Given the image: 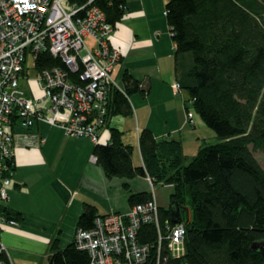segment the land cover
Here are the masks:
<instances>
[{"label": "trees", "instance_id": "16d2710c", "mask_svg": "<svg viewBox=\"0 0 264 264\" xmlns=\"http://www.w3.org/2000/svg\"><path fill=\"white\" fill-rule=\"evenodd\" d=\"M95 4L113 26L126 13L125 0ZM165 14L175 45L176 83L188 95L186 111L213 130L218 142L205 143L187 159L179 140L157 139L144 129L139 135L143 166H135L132 146L108 124L113 117L131 116L128 98L142 92L125 72L123 91L108 87L110 138L95 144L96 163L106 178L125 180L130 207L152 199L151 191L130 190L133 178L150 177L154 186L171 188L168 206H159V223L162 231L166 223L174 225L173 202L186 229L184 255L173 257L164 243L159 264H264L251 248L264 240V169L254 155L264 157V0H167ZM52 67L65 65L49 53L39 55L37 71ZM104 216L97 205L85 203L76 229L90 230ZM137 238L151 249L144 264H156V224H142ZM46 264H89V256L75 241L61 248L54 239Z\"/></svg>", "mask_w": 264, "mask_h": 264}, {"label": "crops", "instance_id": "0c3cea01", "mask_svg": "<svg viewBox=\"0 0 264 264\" xmlns=\"http://www.w3.org/2000/svg\"><path fill=\"white\" fill-rule=\"evenodd\" d=\"M166 2L125 0L126 13L109 38L110 46L120 52L111 71L114 86L124 90L125 72L138 81L140 89L146 82L141 90L145 95L139 92L128 98L132 115L116 116L108 123L132 146V161L137 167L143 166L139 135L144 129L157 139L179 140L187 159L205 143H212L202 138L199 144L197 130L202 121L193 116V123L188 122V95L173 88L175 45L166 19ZM13 135L15 167L8 206L18 225L0 230V241L12 264H46L54 239L61 248L72 243L85 203L97 205L99 213L105 215L130 210L125 180L106 178L92 160L96 143L91 139L67 137L62 128L43 121L27 129L16 126ZM99 136L97 144L109 142L107 126ZM189 146L192 151L187 153ZM129 185L134 193L151 191L147 177L133 178ZM154 198L160 207L168 206L166 200Z\"/></svg>", "mask_w": 264, "mask_h": 264}, {"label": "built area", "instance_id": "2783aa9c", "mask_svg": "<svg viewBox=\"0 0 264 264\" xmlns=\"http://www.w3.org/2000/svg\"><path fill=\"white\" fill-rule=\"evenodd\" d=\"M95 2L0 0V230L18 225L8 206L15 167L13 128L27 129L43 121L62 128L67 137L98 143L99 132L106 127L107 92L114 85L111 71L120 52L109 44L116 26L107 22ZM87 39L95 47H89ZM43 53L60 58L65 67L37 71L36 61ZM29 69L37 71L35 78L28 77ZM72 74L79 79L73 80ZM31 81L42 96L34 97L27 88ZM173 88L180 93L178 83ZM186 116L193 123V112L186 111ZM147 179L151 200L134 205L127 213L97 217L92 229L76 231L74 241L88 253L89 264L147 262L150 246L137 238L144 223L157 226L156 264L164 243L173 257L184 255L186 229L182 223H166L162 231L155 186L150 177ZM0 264H12L1 241Z\"/></svg>", "mask_w": 264, "mask_h": 264}, {"label": "rangeland", "instance_id": "374dc122", "mask_svg": "<svg viewBox=\"0 0 264 264\" xmlns=\"http://www.w3.org/2000/svg\"><path fill=\"white\" fill-rule=\"evenodd\" d=\"M86 43L89 47H95V44L91 41V39H87ZM36 76H37L36 70H32V69L28 70V77L29 78H35ZM21 84H23L24 86H27V83L25 81H21ZM27 88L30 89V91L34 97L42 96V92L38 90L37 85L33 81H31V83L29 82V85ZM184 94H186V93L183 92V95ZM194 116L196 117V119H198V120L200 119L197 115H194ZM201 123H202L201 124L202 128H200L199 131L197 130V134H200L199 136L201 137L198 140L199 144L202 142V138H205L209 142H212V143L218 142V138H217V135L215 134V132L213 130H211L210 128H208L203 122H201ZM201 132H203V133H201ZM201 134H204V135H201ZM189 148H190V146H189ZM190 151H192V148L186 149L187 153ZM254 155L257 158V160L259 161L262 168L264 169V157L259 152H255ZM170 192H171V188L169 186H166V185L163 186L161 184L155 185V195L162 198L163 200H166L167 204H169Z\"/></svg>", "mask_w": 264, "mask_h": 264}, {"label": "water", "instance_id": "95a60500", "mask_svg": "<svg viewBox=\"0 0 264 264\" xmlns=\"http://www.w3.org/2000/svg\"><path fill=\"white\" fill-rule=\"evenodd\" d=\"M145 83H142L141 90H145V87H144ZM171 216H172V223L173 224L181 223V219H180V215H179V208L177 206H174L173 202L171 203ZM251 248L253 250L258 251L264 259V240L260 241V242L253 243Z\"/></svg>", "mask_w": 264, "mask_h": 264}, {"label": "bare ground", "instance_id": "6f19581e", "mask_svg": "<svg viewBox=\"0 0 264 264\" xmlns=\"http://www.w3.org/2000/svg\"><path fill=\"white\" fill-rule=\"evenodd\" d=\"M179 224V223H178Z\"/></svg>", "mask_w": 264, "mask_h": 264}]
</instances>
